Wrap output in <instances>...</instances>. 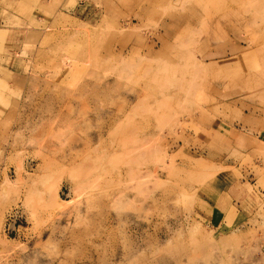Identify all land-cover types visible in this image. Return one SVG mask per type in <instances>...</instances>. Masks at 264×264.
I'll use <instances>...</instances> for the list:
<instances>
[{
    "label": "rangeland",
    "instance_id": "obj_1",
    "mask_svg": "<svg viewBox=\"0 0 264 264\" xmlns=\"http://www.w3.org/2000/svg\"><path fill=\"white\" fill-rule=\"evenodd\" d=\"M0 264H264V0H0Z\"/></svg>",
    "mask_w": 264,
    "mask_h": 264
},
{
    "label": "crops",
    "instance_id": "obj_2",
    "mask_svg": "<svg viewBox=\"0 0 264 264\" xmlns=\"http://www.w3.org/2000/svg\"><path fill=\"white\" fill-rule=\"evenodd\" d=\"M13 87H15V85ZM221 192H223V191H221ZM227 217H228L227 214H224L223 212H222V214H218L217 210L215 211V214L212 213V215H211L212 225H216V227L219 226L216 231L223 229L222 227H226V218ZM217 218H219V219H217Z\"/></svg>",
    "mask_w": 264,
    "mask_h": 264
},
{
    "label": "water",
    "instance_id": "obj_3",
    "mask_svg": "<svg viewBox=\"0 0 264 264\" xmlns=\"http://www.w3.org/2000/svg\"><path fill=\"white\" fill-rule=\"evenodd\" d=\"M16 230V220L15 219H12L8 225V233L9 234H14Z\"/></svg>",
    "mask_w": 264,
    "mask_h": 264
},
{
    "label": "built area",
    "instance_id": "obj_4",
    "mask_svg": "<svg viewBox=\"0 0 264 264\" xmlns=\"http://www.w3.org/2000/svg\"><path fill=\"white\" fill-rule=\"evenodd\" d=\"M11 220H12V217H10L9 219L6 220V222H7V230L6 231L7 232H8V225H9V223H10Z\"/></svg>",
    "mask_w": 264,
    "mask_h": 264
}]
</instances>
